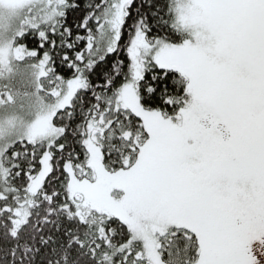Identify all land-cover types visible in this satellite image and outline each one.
<instances>
[{
  "label": "snow or ice",
  "instance_id": "6c2138e0",
  "mask_svg": "<svg viewBox=\"0 0 264 264\" xmlns=\"http://www.w3.org/2000/svg\"><path fill=\"white\" fill-rule=\"evenodd\" d=\"M0 264H264V0H0Z\"/></svg>",
  "mask_w": 264,
  "mask_h": 264
}]
</instances>
